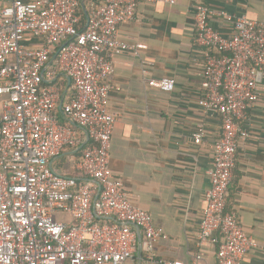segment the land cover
I'll list each match as a JSON object with an SVG mask.
<instances>
[{
	"label": "built area",
	"instance_id": "built-area-1",
	"mask_svg": "<svg viewBox=\"0 0 264 264\" xmlns=\"http://www.w3.org/2000/svg\"><path fill=\"white\" fill-rule=\"evenodd\" d=\"M177 1L85 0L84 23L81 0H0V264H129L138 250L156 261L163 231L110 167L119 117L110 98L114 58L147 48L123 40L121 26L141 5ZM194 10L204 122L195 127L193 144H205L207 120L220 124L197 246H217L216 264H242L260 245L227 210V199L240 144L250 136L244 123H251L249 110L261 97L264 23L222 12L233 20L226 35L214 27L209 6L200 2ZM62 75L72 92L66 104L55 84ZM148 85L171 93L176 80ZM67 149L79 152L76 176L56 169ZM59 214L72 221L57 220ZM190 264L207 261L199 250Z\"/></svg>",
	"mask_w": 264,
	"mask_h": 264
},
{
	"label": "crops",
	"instance_id": "crops-1",
	"mask_svg": "<svg viewBox=\"0 0 264 264\" xmlns=\"http://www.w3.org/2000/svg\"><path fill=\"white\" fill-rule=\"evenodd\" d=\"M200 2L213 10L214 27L226 35L233 31V20L223 18L222 12L264 23V0H178L175 5H141L135 19L120 28L127 43L147 48L114 58L116 89L110 109L119 117L112 135L110 167L122 178L132 201L163 231L155 246V262L138 250L129 264H190L199 250L207 264H216L217 246H197L205 192L210 188L211 147L220 133L219 122L210 119L205 144L199 147L192 142L195 127L204 122L197 103L200 70L193 63L198 53L194 5ZM61 77L67 83L64 92L60 87L63 100L68 102L70 83ZM164 77L176 80L175 91L165 93L148 85L149 79ZM260 93L259 102L248 113L251 123H244L250 136L240 144L227 199L229 211L237 213L246 233L260 245L242 264H264V79ZM79 132L85 139L86 131ZM78 157V150L67 149L55 164L57 171L78 175Z\"/></svg>",
	"mask_w": 264,
	"mask_h": 264
},
{
	"label": "trees",
	"instance_id": "trees-1",
	"mask_svg": "<svg viewBox=\"0 0 264 264\" xmlns=\"http://www.w3.org/2000/svg\"><path fill=\"white\" fill-rule=\"evenodd\" d=\"M96 1H100V0H96ZM80 14L82 15V18H83V20H84V23H85V21H87V15H86V12H85V10L83 9V8H80ZM55 84L56 85H59L60 87H61V89H62V91L64 92L65 90H66V86H67V83H66V81H65V79L63 78V77H59L56 81H55ZM71 90H70V87H68V91H67V94H66V98L68 97V96H70L71 95ZM67 102H65V104H66ZM227 210H229V207H228V203H227Z\"/></svg>",
	"mask_w": 264,
	"mask_h": 264
},
{
	"label": "rangeland",
	"instance_id": "rangeland-1",
	"mask_svg": "<svg viewBox=\"0 0 264 264\" xmlns=\"http://www.w3.org/2000/svg\"><path fill=\"white\" fill-rule=\"evenodd\" d=\"M56 217V219L57 220H60V221H67V222H71V219H69V217L67 216V215H61V214H59V215H56L55 216Z\"/></svg>",
	"mask_w": 264,
	"mask_h": 264
},
{
	"label": "water",
	"instance_id": "water-1",
	"mask_svg": "<svg viewBox=\"0 0 264 264\" xmlns=\"http://www.w3.org/2000/svg\"><path fill=\"white\" fill-rule=\"evenodd\" d=\"M82 1V6H83V9L85 10V12H86V9H85V4H84V1L85 0H81ZM86 15H87V12H86ZM87 18H88V16H87ZM259 78H261V75H259ZM69 83H70V80H69ZM62 104H63V101H62V103H61V106H60V108L62 107ZM139 242L140 243H142V236L141 235H139Z\"/></svg>",
	"mask_w": 264,
	"mask_h": 264
}]
</instances>
